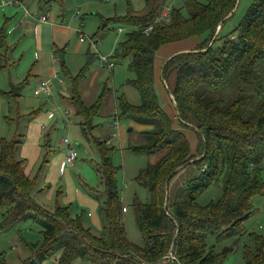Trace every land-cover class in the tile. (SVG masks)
<instances>
[{"label": "trees", "instance_id": "16d2710c", "mask_svg": "<svg viewBox=\"0 0 264 264\" xmlns=\"http://www.w3.org/2000/svg\"><path fill=\"white\" fill-rule=\"evenodd\" d=\"M237 1L183 0L188 13L184 16L180 9L169 7L168 0H147L143 15L120 20L131 29L112 58L129 59L136 76L127 82L138 90L140 103L117 96V118L153 125L140 132L144 145L131 148L149 155L161 153L136 177L151 198L148 203L134 202L142 245L125 234L112 150L104 140L95 137L102 158L103 190L88 187L96 199L98 193L104 195L99 203L100 232L87 223L85 213L73 214L61 205L52 212L39 205L33 196L36 178L25 173L26 160L16 156L18 130L11 142H1L0 209H7L1 227L26 219L42 227L41 241L30 244L34 255L24 264H38L59 249L57 264H71L78 258L90 264H220L226 259L232 248L215 252L207 248L206 236L223 240L243 235V222L255 213L253 197L264 196V0H254L243 22L224 42L216 43L223 38L219 31L211 43L218 25L232 16ZM109 20L100 24L96 38L107 35ZM233 33L235 37L230 38ZM202 34L207 36L198 49L169 55L161 68V79L176 101V122L157 98L155 56L168 43ZM0 36L2 48L3 29ZM59 56L61 72L71 80L69 101L82 118V131L94 130L92 120L109 88L105 86L93 104L86 105L78 90L85 67L71 76ZM213 92H222V96L215 97ZM188 126L198 134L195 148L182 128ZM189 164H195L198 174L177 185L170 199V184ZM214 183H222V198L199 204L198 196ZM249 237L254 249L244 247V264H264V235L252 232Z\"/></svg>", "mask_w": 264, "mask_h": 264}, {"label": "rangeland", "instance_id": "374dc122", "mask_svg": "<svg viewBox=\"0 0 264 264\" xmlns=\"http://www.w3.org/2000/svg\"><path fill=\"white\" fill-rule=\"evenodd\" d=\"M253 3L254 0L237 1L232 16L218 25L222 24L219 31L223 38L217 40V44L224 42L226 35L243 22ZM23 5L34 15L42 12L48 14V21L46 25L43 24V29L38 28L37 33H26L23 28L16 27L24 9L17 5L0 7V30L3 29L4 48L8 49L6 56L0 57V147L3 140L11 142L16 137L17 130L19 133L23 132L24 136L19 138L22 145L17 148L16 156L25 158L26 174L30 178H36V202L52 212L57 205H61L68 206L73 214L90 213L91 216L86 215V218L94 220L92 227L102 231L99 203L88 187L101 192L103 190L99 170L102 158L96 138L104 140L105 145L112 150L111 164L116 169L115 178L122 205L126 207V211L122 213L125 234L131 242L140 246L143 239L137 224L134 202L148 203L151 198L146 187L136 177L149 164L155 163L161 153L149 155L131 148L144 145L146 140L140 132L153 125L128 118L120 120L119 129L111 126L110 113L118 110L116 97L125 95L130 102L135 99L139 104L140 95L127 82L136 76L130 70L128 58H114L115 66L110 70L100 67L98 54H114L120 41L126 37L127 30L131 29L120 20L130 15H143L148 9L147 0H23ZM168 6L180 9L184 16L188 15L183 0H168ZM108 19L107 35L96 38L100 24ZM119 28H122L121 32ZM41 30V40L38 41ZM80 34L84 37L83 41L80 40ZM206 36L202 34L168 43L156 53L154 86L157 98L161 107L176 122V108L166 83L161 79V68L169 55L198 49ZM234 37L235 33L230 38ZM57 48H63L62 54L71 76L78 75L85 67L86 78L81 80L79 88L87 101H95L105 86L110 88L101 111L92 120V124L96 126L94 130L86 129L85 133L82 131V118L67 102V93L59 87L57 79L53 81L52 95L39 90L40 80H45L54 71L58 72L66 85L70 84L68 77L60 72L61 52ZM60 92L65 96H61ZM213 93L215 97L222 96V92ZM229 93L233 95L234 89ZM49 112L53 117L45 121ZM21 118L23 119L20 120ZM42 124L49 131L48 140L43 135L45 130L41 128ZM182 128L195 148L198 134L190 126ZM92 131H95L94 134H91ZM63 138L68 139L69 145L77 154L75 164L64 169L61 168V162L65 158L67 144L62 141ZM108 140L110 144L107 143ZM197 174L195 164L184 168L170 184L169 198L172 199L176 194L177 185H184L185 180ZM261 176L264 180V168ZM222 196V183H214L201 192L197 201L201 205H207L218 202ZM252 202L255 213L243 222L246 230L243 235L223 240H217L212 234L206 236L207 248L213 247L215 252H220L225 247L232 248L220 264H244V247L254 249L249 233L264 235V196L255 195ZM6 212L7 209H0V261L3 259L5 264H24L34 255L30 244L41 241L42 227L34 220L26 219L2 228ZM60 253V249L56 250L38 264H57L56 258ZM71 264L90 262L78 258Z\"/></svg>", "mask_w": 264, "mask_h": 264}, {"label": "crops", "instance_id": "0c3cea01", "mask_svg": "<svg viewBox=\"0 0 264 264\" xmlns=\"http://www.w3.org/2000/svg\"><path fill=\"white\" fill-rule=\"evenodd\" d=\"M110 1V0H109ZM43 13V12H42ZM22 14V13H21ZM21 14L19 15V18H18V20H17V23H16V27L17 28H23L24 29V31L26 32V33H37V31H38V28H42L43 27V24L44 25H46V23L47 22H37V21H34L33 19H31V18H27V21H25L24 22V24H22V25H20L19 24V21L21 20V18H24V16H23V14H22V16H21ZM44 27H46V26H44ZM43 29V28H42ZM41 36H42V30H41V33H40V35H39V37H38V41H40L41 40ZM5 47V46H4ZM4 47H2V48H0V57H4V56H6V54H7V52H8V49H7V51H6V49L4 48ZM8 47V46H7ZM57 50H60V52L61 53H59V55H61L62 54V50H63V48H57ZM180 51V50H179ZM109 56H111V58H112V55H109ZM62 58H63V60H64V57H63V54H62ZM113 59V61H114V63H115V59L114 58H112ZM65 62V61H64ZM59 64H60V60H59ZM65 66H66V69H67V71H68V73L70 74V69L67 67V65H66V63H65ZM114 66H115V64H114ZM113 66V67H114ZM113 69V68H112ZM60 72H61V67H60ZM62 73V72H61ZM85 73H86V70L84 71V77L81 79V80H85L84 78H86V75H85ZM63 74V73H62ZM63 75H65V76H67L68 77V79H69V82H70V84H65V82L60 78V75L58 74V72L57 71H54L51 75H49L48 76V78H46V79H50V82H51V87H52V90H51V93L50 94H47V95H52V93H53V87H54V83H53V81L55 80V79H57V83H58V85H59V87H61V88H63V91H64V93L66 94V100H67V102L70 104V101H69V97H70V94H71V80H70V78H69V76L68 75H66V74H63ZM45 79V80H46ZM42 80H44V79H41L40 80V82L42 81ZM81 80H80V82H81ZM80 82H79V86H80ZM108 87V86H107ZM109 88V87H108ZM110 89V88H109ZM79 90V93H80V96H81V99L84 101V103L86 104V105H91V104H93V102H89V101H87L86 100V98H84L81 94V91H80V88L78 89ZM64 93H61L60 92V95L61 96H65V94ZM39 95V94H38ZM128 100V99H127ZM129 101V100H128ZM130 102V101H129ZM131 102H133V104H137V101H135V99H133V101H131ZM71 105V104H70ZM116 105H117V102H116ZM73 107V106H72ZM53 108H54V106H53ZM74 108V107H73ZM55 110V109H54ZM74 111H75V109H74ZM100 111H101V109H100ZM99 111V112H100ZM115 112H117L116 110L115 111H113V112H111L110 113V118H111V122H110V124H111V126H115V127H117V129H119V124H120V120L118 121V124H114L113 123V120H112V114L113 113H115ZM69 112H68V110L66 111V114H68ZM75 113H76V111H75ZM77 114V113H76ZM46 118H45V121H48V120H50V119H52V117H53V114L51 113V112H49L48 113V115L47 116H45ZM23 118H21L20 120H22ZM19 123V122H18ZM114 127V128H115ZM41 128L43 129V130H45V131H43V135H44V137L48 140V138H49V131H47L48 129H46V127H44V124H42V126H41ZM47 131V132H46ZM18 132H20V131H18ZM117 132H119V130H117ZM17 134V133H16ZM22 136H24V134H23V132L22 133H19V138H22ZM143 138V137H142ZM144 139V138H143ZM20 140V139H19ZM145 140V139H144ZM21 142L22 141H20L19 142V144H18V147H19V145L21 144ZM22 145V144H21ZM17 147V148H18ZM67 149V147L65 148V150ZM18 153V150H17V152H16V154ZM21 158V157H20ZM21 159H25V158H21ZM47 160L45 159V162H46ZM25 173H26V166H25ZM35 191V190H34ZM33 196L35 197V192H33ZM97 196H99L100 198H97L96 200H97V202L98 203H100V201H103V197L102 196H100V194L98 193V195ZM126 211V210H125ZM88 217H90L91 216V214L90 213H88V214H86ZM101 219V218H100ZM86 221H87V223L89 224V225H91L92 226V221L94 222V220H92V221H90L89 219H87L86 218ZM95 229V228H94ZM96 230V229H95ZM100 232V231H99Z\"/></svg>", "mask_w": 264, "mask_h": 264}, {"label": "built area", "instance_id": "2783aa9c", "mask_svg": "<svg viewBox=\"0 0 264 264\" xmlns=\"http://www.w3.org/2000/svg\"><path fill=\"white\" fill-rule=\"evenodd\" d=\"M5 5H17L24 9V13H23L24 18H21V20L19 21L20 25L24 24V22L27 21V18H31L37 22H47L48 21V14L41 13L40 15H34L30 13L24 7L22 0H0V7H3ZM166 14L167 13H165L164 15ZM151 28H152L151 26L147 28V31H149V29ZM118 30L121 32L122 28H119ZM80 40L81 41L84 40V37L82 34H80ZM98 61H99L100 67L107 68L110 70L113 68L115 64L111 56L104 55V54H98ZM39 90L45 92L46 94H50L52 90L50 79L42 80L39 85ZM112 120L115 125L118 124L119 119L117 118V112L112 114ZM62 141L67 144L66 155H65L64 160L61 162V168L64 169L67 166H73L75 164L77 154L74 148L69 145L68 143L69 141L67 138H63ZM107 143L110 144V140H108ZM125 210H126V207L123 206V211Z\"/></svg>", "mask_w": 264, "mask_h": 264}, {"label": "water", "instance_id": "95a60500", "mask_svg": "<svg viewBox=\"0 0 264 264\" xmlns=\"http://www.w3.org/2000/svg\"><path fill=\"white\" fill-rule=\"evenodd\" d=\"M220 30V26H218V28H217V31L215 32V34H214V38H213V40L215 39V37H216V35L218 34V31ZM171 98H172V101H173V103H174V105H175V108H176V101H175V99L173 98V96H171Z\"/></svg>", "mask_w": 264, "mask_h": 264}]
</instances>
